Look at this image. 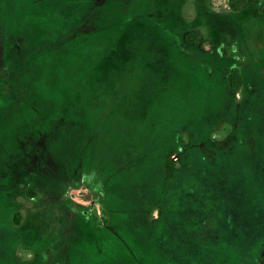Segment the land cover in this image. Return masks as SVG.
Here are the masks:
<instances>
[{
	"label": "rangeland",
	"instance_id": "374dc122",
	"mask_svg": "<svg viewBox=\"0 0 264 264\" xmlns=\"http://www.w3.org/2000/svg\"><path fill=\"white\" fill-rule=\"evenodd\" d=\"M259 1L0 0V264H264Z\"/></svg>",
	"mask_w": 264,
	"mask_h": 264
},
{
	"label": "trees",
	"instance_id": "16d2710c",
	"mask_svg": "<svg viewBox=\"0 0 264 264\" xmlns=\"http://www.w3.org/2000/svg\"><path fill=\"white\" fill-rule=\"evenodd\" d=\"M259 2H260L259 0H228V6L232 11L237 12V11L245 10L247 8H257ZM146 5H147V0H129V1L118 0V2L111 0L110 3L108 2L105 6L97 7L96 9L94 7H92L94 9H91L90 7L80 6L78 8L81 9V13L75 9L76 7L68 6L65 11V20L64 23L62 24L61 29L70 32L72 28L70 27L69 23L75 25L74 28L78 27L79 25H81V23H85V22L90 23L94 26L106 25V24L115 25L119 23L120 20L126 21L128 18H131L134 15L141 13L146 14L145 13ZM124 8L132 9L131 13L126 15L125 17H120L119 20L118 19L112 20L114 17H109L111 14H116V13H121L122 16L124 14L123 12ZM74 10L77 12L79 19L76 18L74 21L73 20L68 21V18L71 15L70 13ZM107 16L111 19V21L108 22L106 21V19H109V18H105ZM103 22H107V23H103ZM2 29L3 27H1L0 25V31ZM1 36L2 35H0V37ZM1 40L2 39H0V41ZM205 42L206 41L202 37L200 31L196 29L188 30L182 33L181 35L175 37V43H178V46L182 47L181 49L185 51H189L190 53L195 52L198 56H201V54L203 55L205 52H207L204 51ZM226 78H227V84L229 87L230 95L234 98L242 87L243 84L242 76L240 72L236 69V67H230L226 73ZM157 212H158L157 218L158 217L162 218L164 209L161 206H159L157 208ZM183 220L184 222H187L186 219ZM158 221L159 220L155 219V221L153 222L157 223ZM192 222L195 226H200V227H203L204 225L208 227L213 226L212 222L209 221L203 222L201 220H198L197 218H195Z\"/></svg>",
	"mask_w": 264,
	"mask_h": 264
}]
</instances>
